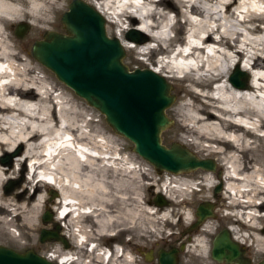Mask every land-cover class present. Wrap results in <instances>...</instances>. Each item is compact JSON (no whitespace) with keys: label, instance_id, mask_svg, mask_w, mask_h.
<instances>
[{"label":"bare ground","instance_id":"obj_1","mask_svg":"<svg viewBox=\"0 0 264 264\" xmlns=\"http://www.w3.org/2000/svg\"><path fill=\"white\" fill-rule=\"evenodd\" d=\"M83 1L101 14L107 28L118 29L115 37L132 53L133 63L138 62L134 55L139 52L137 48H146L147 67L179 86L178 96L169 109L175 138L197 158L210 157L214 163L212 170L196 167L186 172H198L204 188L221 182L216 195H202V200L214 197L221 205L230 194L240 207L243 202L239 200L247 201L244 208L254 211L246 212L252 256L264 255V0H175L176 4L173 0ZM64 6V0H0V156L11 153L15 143L21 147L10 156L9 163L0 161V211L14 218L21 216L27 226L33 227L43 199L41 185L48 184L59 192L54 198L59 203L55 217L58 221L68 217V232L77 244L88 242L85 234L100 238L129 233L141 228V217L150 222L161 211L157 222L170 218L174 212L163 206L150 211L149 204L134 203L136 190L132 180L137 175L149 176V169L141 167L131 154L121 155L122 148L116 140L97 130L90 131L89 122L80 118L82 113L63 91L56 94L55 108L50 93L53 85L48 77L40 75L33 61L22 56L6 31L5 23L9 21L35 24ZM170 10L174 11L172 18L167 15ZM124 21L125 28L137 21L138 31L145 36L143 40L123 37L120 23ZM182 24L188 26L186 38L171 35V31H180ZM150 40L154 45L146 46ZM175 42L180 43L176 48ZM182 48L187 49L186 53ZM173 50L165 60L153 56L157 52L167 55ZM238 58L242 59L238 65L241 82L234 84L228 79L229 61ZM211 80L218 81L213 93L206 88ZM19 165L26 170L24 182L22 190L12 198L5 193L19 187L17 181L11 180L13 167ZM215 166L222 168V174L217 173ZM39 170H48L50 182L36 178ZM181 173L185 172L174 174ZM21 179L22 174L18 181ZM170 180L166 177L163 183L166 191L158 190L166 198L193 186L192 179H172L177 184ZM29 187L33 193L25 194ZM259 197L262 200L256 204ZM173 206L180 215V204ZM85 214L91 229H78L79 217ZM186 215L189 221L191 215ZM8 223L0 217V229ZM200 225L183 250L184 262L191 252L199 257V264H207L211 221L205 218ZM231 233L241 245L243 234L236 229ZM52 246L49 255L53 253L67 264L70 246L64 249L53 241ZM118 250L116 247L115 252Z\"/></svg>","mask_w":264,"mask_h":264},{"label":"water","instance_id":"obj_2","mask_svg":"<svg viewBox=\"0 0 264 264\" xmlns=\"http://www.w3.org/2000/svg\"><path fill=\"white\" fill-rule=\"evenodd\" d=\"M59 21L63 31L45 29L40 38L32 41L29 52L35 60L97 109L111 129L131 141L132 150L148 161L156 172L214 168L211 158H197L176 141L168 145L161 143L160 132L171 123L163 111L174 98L169 93V83L149 68L129 69L122 62L123 46L117 37L106 34L104 18L95 8L83 0H70L67 8L61 12ZM26 27L25 22L16 23L14 33L21 36ZM140 35L131 27L124 33L129 39L143 40L144 37ZM238 73L240 71L235 67L229 75V80L234 84L241 82ZM19 149L18 146L11 153H3L0 161L9 163L10 156L17 154ZM11 184L12 181L7 187L10 188ZM220 187L221 182L218 181L213 192L216 193ZM48 193L49 200L54 193ZM153 202L162 205L165 200L155 193ZM212 208L211 201H199L194 209V220L185 230L191 231L206 217L213 216ZM41 221L50 222L47 209L41 214ZM58 229V223L50 229L41 227L38 240H54L56 237L63 247H67L65 238L57 234ZM181 247L182 244L179 247L158 248L156 264H178L176 253ZM210 254L217 262L249 264L242 248L229 236L226 227L213 237ZM0 264L56 263L31 248L16 250L0 244ZM255 264H264V257Z\"/></svg>","mask_w":264,"mask_h":264},{"label":"rangeland","instance_id":"obj_3","mask_svg":"<svg viewBox=\"0 0 264 264\" xmlns=\"http://www.w3.org/2000/svg\"><path fill=\"white\" fill-rule=\"evenodd\" d=\"M64 1H65V6L62 9L49 12V15H46V17H44L43 19L37 20L35 22V24H32V22H27L26 20H23L26 23L27 27L21 36H17L14 33V28H15V24H16L15 20L9 21L10 23L9 22L5 23L6 24V31H7L8 35L10 36L11 40L13 42H15L17 47L21 50L22 56H24V57L26 56L27 58H30L33 61L35 67L37 69H39L38 73L40 75H44V76L48 77V80L53 85V88H51L52 91H50V93H51V97H52L51 101L53 103L55 102L54 103L55 108L58 106V104H56V101L58 100V97L56 96V94L60 91H63L65 93V96L69 99V102L73 106H75L77 111H80L82 113L80 118L85 119L89 122L87 127L90 128V131L97 130L98 132H100L106 136L111 137L112 140H116L118 143H120V147L122 148V150L120 151L121 155L127 156V154H131V156L133 158H135L137 161H139V163L141 164L140 165L141 167L149 169V171H150L149 176L147 175V177H145L144 175H137L133 178L134 180H132V185L134 184L133 185L134 191L136 190L134 192V194H135L134 203L142 204V205L149 204V206L152 207L150 209V211H153V210L156 211L157 206H163V209H165L166 211H168V212L173 211L174 212L170 216V218L169 217H168V219L160 218L159 220H161V221L158 220L157 222H156V220L158 219L159 216H161V211H157L153 215V220L150 222H148V220L145 219V217H141V221L143 220L141 228L136 227L133 231H131L129 233L122 232V233L115 234V235H113L114 237L112 239L116 242V244L118 243L123 247H125L127 244L124 242L125 236H130L131 240H130L129 244L132 245V241H134V244L136 245V247L137 246H140V247L141 246H144V247L153 246L154 248H156L157 246H162L163 244L165 246V244H170V243L173 246L177 247V244L179 243L178 239L180 237V231H183L182 229H183L186 221L188 220L185 218V214H187L186 217H188V215H191V218L193 219V217H194L193 212H194V208H195L196 204L200 200H202L201 199L202 195L208 194L210 196L211 192L213 190V187L211 186L210 188L209 187L204 188L202 183H201V179L199 178L200 175L198 172L190 173L191 171L190 172L185 171V173H181V174H177V175L174 173H170L169 171L166 172L164 170H161L160 172H156L154 167L148 161L143 159L140 155H138L136 152H134L132 150V142L131 141H129L123 135H120L111 129V127L104 121L103 115L97 109H95L93 106L87 104L85 102V100L82 97L76 95L70 87L65 85L60 80H58L51 70L46 68L44 65L39 63L37 60H35L30 55L29 48H30L32 41L34 39L40 38L42 32L45 29H54L57 31H63L62 24L59 21V16H60L61 12L67 8L68 4L70 3V0H64ZM174 1L175 0H173V2ZM261 8H262V6H261ZM50 15H51V17H50ZM179 18H180V20H182L181 17H179ZM26 19H28V18H26ZM134 22H136L135 24H137V21H134ZM134 22L131 23L130 25H128V27H133ZM104 27H105L106 34L109 36H113V35L115 36V33L118 32V29H116L115 27L111 28V29L107 28L106 22H104ZM128 27L123 29V31H122L123 37H125L123 34L128 29ZM137 27H139V25ZM178 32H180V31H178ZM139 33H141V35H143L142 32L139 31ZM178 34L180 37V33H178ZM18 44H19V46H18ZM150 45L153 46L152 43H150ZM123 49H124V55L122 56L121 60L129 69H132L134 67L142 68L145 66L147 68V66H148L147 63L149 62V60H147L143 55L138 54V53L134 54L135 57L137 58L138 62L133 63L132 62V53L130 51H127L124 47H123ZM153 56H154V58H157L156 54H154ZM232 69H233V67L230 68V71ZM164 78L166 80V77H164ZM166 81L169 83V93L174 95V98H173L174 101L172 100L171 103L172 102L174 103L176 100V96H178V93H179V86L177 84H175L174 81H172L170 79L168 80V78ZM171 103L168 106L164 107V109H163L165 114L170 119H171V117L169 116V109L173 105V103L172 104ZM173 126H174V122L171 119V123L167 127L163 128L160 132L161 143H163L164 145H168L169 143H171L173 141L178 142V140H176V138H175ZM87 127H83L84 130H86ZM18 146H19V144L15 143L12 147V150H14ZM20 149H21V147H20ZM20 149H19V151H20ZM198 158H200V157H198ZM201 158H204V157H201ZM13 168H14V172L11 175V177H12L11 180L14 179L15 182L17 181L19 187H14V189H12V190L10 189L8 192L6 191L7 193H5V195H9L12 198H14L15 193L20 192V190H22L21 187L23 185V182H24L23 179H24V175L26 172L25 169H21L20 165L17 167L14 166ZM215 169L221 170V174H222V168L215 166ZM19 171L21 173H19ZM21 174H22V179L19 182L18 178H19V175H21ZM178 175H180V176H178ZM185 176H188V177H185ZM191 176H193V178H191ZM166 177H170L171 178L170 181L172 183H176L172 179H175L177 177H181L182 179H184V178L192 179L191 183L192 182H193V184L196 183L195 184L196 188L193 189L194 191H192V192H184V193H180V194H174V196L169 195V198H166V197H164V195L162 196V194L160 192V191H164V190L166 191L167 190V188H165V186L163 185ZM8 181L9 180L5 181L3 183V185L5 183H7ZM2 186H1V191L3 192ZM263 188H264V186H262V190L264 191ZM158 190H160V191H158ZM25 191H26L25 194H32L33 188L29 187ZM48 191H52L54 193L53 197H56L57 194L59 193V192H57V190H55L52 186H50L48 184H42L41 185L40 194H42L43 199L40 203V207L38 208L33 227L27 226L24 223L25 220L21 216H15V218H14V217H12V215H10V213H6V212L2 213L0 211V217H4L5 219H7L9 221L8 224H5L4 227L2 229H0V244L14 248L16 250H24L26 248H31L38 253H42V252L44 253L45 251H47L51 248L50 245H51L52 241L60 243L59 241H55V240H44V241L38 240L39 229L41 227H46V228L50 229L49 221H47L45 223L41 221V214L43 213V211L45 209H47L49 211V206L51 204L48 200V197H49ZM155 193H159L163 197V199L165 200V203H163L162 205L155 204L153 202V198L155 196ZM167 193L170 194V192H168V191H167ZM137 196H138V198H137ZM171 197L173 199H171ZM261 198L262 197H259V199H261ZM181 201H185L184 205L181 203ZM173 204L174 205L180 204V206H179L180 215L178 214L179 212L176 211L177 208L174 207ZM239 206L235 202L231 201L230 197L227 196L224 200H222L221 205L217 206L215 208L217 218L207 217V219L210 220L213 224L218 223L219 226L224 225V222H227L228 224L232 225V227H234L236 230H238L239 233L241 232L243 234V237H244V239L242 240V243L244 245H247V247L249 249L248 254L250 255V258L253 259L251 261V263H255L259 259L264 257V255L262 253H258L259 256H254V257L252 256V248L249 246L250 243H249V239H248V235H250V233H249L250 231L248 230L249 228L247 227V225L249 224V220L248 221H242L240 219L239 220L236 219V218H238V214H239V211L237 209V208H239ZM189 209H190V212H189ZM186 212H188L189 214ZM140 216H142V214H140ZM241 218H242V216H241ZM63 219L65 220V218H63ZM168 220L170 221V223ZM231 221H233V222H231ZM66 229L67 228L64 227V230H66ZM59 231H61V230H59ZM109 238H110L109 235H103L99 238V242L100 241H101V243L107 242V240H110ZM67 241L69 243H70V241H72L71 235L67 236ZM71 246H73V245H71ZM74 246H77V245H74ZM132 256H133V260H134L135 264H141L140 261L137 260L138 255L136 252H134ZM185 257L188 260V261L186 260L187 262L186 261L184 262V258L182 256V254L178 255L177 263L178 264H185V263L186 264H199L201 262V261H199V257L196 255V253H193V255H192V253L189 252V256L188 257L185 256ZM117 259L118 260H116V261L114 260L116 264H119L120 262L124 261L123 256H118ZM206 259H207V264L208 263L209 264H215L216 263L213 259L210 258L208 252H207ZM109 264H111V263H109Z\"/></svg>","mask_w":264,"mask_h":264},{"label":"flooded vegetation","instance_id":"obj_4","mask_svg":"<svg viewBox=\"0 0 264 264\" xmlns=\"http://www.w3.org/2000/svg\"><path fill=\"white\" fill-rule=\"evenodd\" d=\"M216 194L217 193H214L213 190H212L211 195L214 196ZM51 198L52 199L49 200V202L51 203L50 206H49V212H50V222H49V224H50V228H53V226L55 225V223H58L59 224V228H60V225L61 224L64 225V227L67 228V229L64 230V227L61 226L62 228L58 229L57 234L63 236V232H64V236L63 237L67 241V236L69 235L68 227H67L68 226V217H65V220L62 219L60 221H58L56 219V217H55L56 216V213H57L56 212V208H57V206H58L59 203H58L57 200H55L56 202L54 201V198L55 197H51ZM210 200H212V202H213V210H212L213 216H211V217L212 218H214V217L217 218L216 217V209L215 208L217 206H220V202L217 201L216 198H214V197H212V199H210ZM184 202L185 201H181V203L183 205H184ZM86 215H88V214L81 215L79 217L80 223H78V229L79 228L82 229V230L83 229H85V230L91 229V226H90L91 224L89 223V220L90 219ZM231 222H233V221H231ZM187 223H188V221H186V223H185V225H184V227L182 229L183 231L186 229ZM200 227H202V226L199 225L198 227H196L195 229H193L191 231H184V232L180 231V237L178 239L179 240V243L177 244V247H179L180 244H182V247L179 248L178 251H177V253H176V259L177 260H178V255H181L183 253V250H185L186 247H187V245L190 244V241L189 240H191V239H193L195 237V235L197 234V232H198V230H199ZM223 227H227L228 232H229V236L231 238H233L232 237L231 230L232 229H235V228L232 227V225L228 224L227 222H224V225L219 226L218 223L213 224L211 222V232L209 233L210 230L208 231L209 235L207 237V244H208L207 246H208V249H209L208 252H209V256H210L211 259H213L211 257V254H210L211 242L213 240V237L216 235V233L221 228H223ZM59 230H61V231H59ZM109 237H110L109 238L110 240H107V242L101 243V241L99 242V237L98 236L85 234V239L87 241L92 239V241L94 242V248L96 249V251L98 250L99 247L106 246L110 251H114L115 252L117 246H115L116 245V242L112 239L114 236H110L109 235ZM72 239L73 240L70 241V243L67 241L69 243L68 246H70L69 247V250H68L69 260L67 261V264H77V261H75V259H73V258H76V259L77 258H80V259H82L84 257V254H85V251L83 250L82 247L74 246L76 244L74 243V238L73 237H72ZM124 239H125L124 242L127 243V244H126L125 247L122 246V251H126V253L127 252H129V253L131 252V255H133V253L136 252L137 255H138L137 256L138 257L137 260H139L141 264H156L157 263V256H156L157 249L158 248L167 249V248L173 246L170 243V244H165V246H164V244L162 246H157L156 248H154L153 246H150V247H144V246H141L140 247V246H137L136 247V245L134 244V241H132V245L129 244V242L131 240L130 239V236H125ZM54 240L55 241H59V239L56 238V237L54 238ZM53 243H56L57 245H59V247L63 248L60 245V243H57V242H54V241H53ZM71 245H73V246H71ZM53 246L51 248H53ZM239 246H240V248H242V250H243V256L248 259L249 264H255V263H251V261L253 259L250 258V255L248 254L249 249H248L247 245H244L242 243V241H241V245H239ZM64 249H66V248H64ZM67 249H68V247H67ZM97 260H99V258H97ZM213 260L215 261V259H213ZM215 264H227V263H225L224 261H220V262H216Z\"/></svg>","mask_w":264,"mask_h":264}]
</instances>
